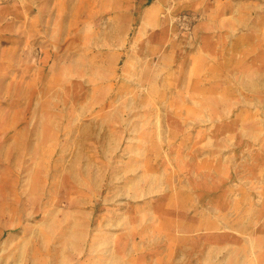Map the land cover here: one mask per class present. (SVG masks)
Returning a JSON list of instances; mask_svg holds the SVG:
<instances>
[{
	"label": "rangeland",
	"instance_id": "1",
	"mask_svg": "<svg viewBox=\"0 0 264 264\" xmlns=\"http://www.w3.org/2000/svg\"><path fill=\"white\" fill-rule=\"evenodd\" d=\"M0 264H264V0H0Z\"/></svg>",
	"mask_w": 264,
	"mask_h": 264
}]
</instances>
